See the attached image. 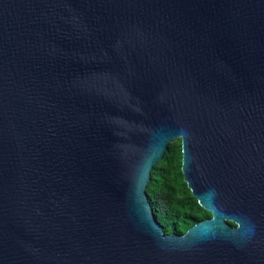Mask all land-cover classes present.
Segmentation results:
<instances>
[{"label":"water","instance_id":"water-1","mask_svg":"<svg viewBox=\"0 0 264 264\" xmlns=\"http://www.w3.org/2000/svg\"><path fill=\"white\" fill-rule=\"evenodd\" d=\"M0 264H264V0H0Z\"/></svg>","mask_w":264,"mask_h":264},{"label":"trees","instance_id":"trees-1","mask_svg":"<svg viewBox=\"0 0 264 264\" xmlns=\"http://www.w3.org/2000/svg\"><path fill=\"white\" fill-rule=\"evenodd\" d=\"M181 165V141L175 140L153 167L146 190L154 214L167 235H183L190 227L211 217L192 196Z\"/></svg>","mask_w":264,"mask_h":264}]
</instances>
